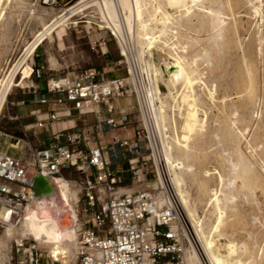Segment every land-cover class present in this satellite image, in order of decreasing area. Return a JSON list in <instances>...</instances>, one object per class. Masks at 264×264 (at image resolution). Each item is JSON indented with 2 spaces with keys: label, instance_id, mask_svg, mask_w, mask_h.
<instances>
[{
  "label": "bare ground",
  "instance_id": "6f19581e",
  "mask_svg": "<svg viewBox=\"0 0 264 264\" xmlns=\"http://www.w3.org/2000/svg\"><path fill=\"white\" fill-rule=\"evenodd\" d=\"M239 2L250 7L253 14L261 13L263 0H82L52 15L49 20L40 15L37 23L41 24V29L27 44L8 79H0L1 117L13 89L22 87L32 78L34 69L31 61L39 45L71 18L88 9L86 6L89 3L98 6L101 23L115 36L132 69L130 74L134 76L132 78L136 82L146 120L150 119L149 128L155 135L153 145L161 153L165 168L171 171L180 209L192 225L193 233L189 230L195 242L191 241V244H200V249L194 251L195 256L187 259L188 264H256L246 259L253 258V252H246L240 246L236 234L245 233L248 242L253 246L258 244L257 236L246 229L242 210L256 202L254 195L258 189L264 190L251 159L254 152L264 149L253 145V141L246 137L249 126L242 127L245 124L243 118L237 117L235 112L231 114L224 107L218 108L214 103L216 79L224 77L230 61L229 50L238 47V21L230 23L227 17L233 14ZM2 5H5L4 0H0V8ZM30 6L36 9L39 4L35 2ZM197 7L200 11L195 12ZM194 19L197 26L208 34L195 44L182 39L174 28L182 20L192 23ZM245 60L240 69L251 67L250 59ZM250 73L240 80L248 84L247 93L252 83ZM145 74L155 82L152 93L144 81ZM215 108L220 115L212 118ZM211 123L218 131L215 138L221 139L220 136L224 135L233 149L229 154H223L225 157L220 156L225 170H222L223 174L218 173L217 178L210 169L209 154L205 149L206 141L211 138ZM242 144L246 145V151ZM259 164L264 170L262 158ZM214 178L217 179L220 194L210 188ZM186 183L193 185L203 199L207 197L213 202V211L209 212V216L218 215L216 221L210 222V225L204 223L202 210L201 213L196 210L197 199L192 200L184 192L183 185ZM49 184L53 187L52 193L42 198L34 196L25 208L21 227L17 230L8 228V236L33 239L36 246L47 248L61 264H77L75 245L82 229L76 210L79 194L61 177L50 178ZM250 219L251 223L256 222L258 216L251 215ZM152 223V219L150 224L147 223L149 233L153 230ZM46 226H51L53 231L49 233ZM259 255L263 259L264 250ZM7 258H10L7 250L1 252L0 264H8Z\"/></svg>",
  "mask_w": 264,
  "mask_h": 264
},
{
  "label": "built area",
  "instance_id": "2783aa9c",
  "mask_svg": "<svg viewBox=\"0 0 264 264\" xmlns=\"http://www.w3.org/2000/svg\"><path fill=\"white\" fill-rule=\"evenodd\" d=\"M98 46L107 48V43L96 42L93 49ZM44 70L37 69L38 77ZM131 93L125 80H104L93 68L50 80L44 90L35 91L33 102L46 110L32 115L36 122L27 130L44 132L54 142L35 149L30 141L16 139L11 145L15 153L0 148V234L21 227L25 208L35 196L38 173L55 178L75 171L81 175L79 200L83 199L88 215L75 245L79 264H186L187 244L195 241L168 182L158 189L120 193L126 173L136 182L152 174L155 182L159 179L157 162L153 170L144 160L148 151L144 129L138 127L133 138L122 136L130 119L125 113L116 115L114 100ZM63 109L77 112L75 126L54 132L53 125L73 116L61 115ZM102 109L115 117L105 119ZM24 149L27 156L22 155ZM7 252L8 264H61L36 241L19 235L8 241Z\"/></svg>",
  "mask_w": 264,
  "mask_h": 264
},
{
  "label": "rangeland",
  "instance_id": "374dc122",
  "mask_svg": "<svg viewBox=\"0 0 264 264\" xmlns=\"http://www.w3.org/2000/svg\"><path fill=\"white\" fill-rule=\"evenodd\" d=\"M45 1L46 0H4L5 5H2V8H0L1 80L8 79L9 75L11 74L10 72H12L15 65L18 63L27 44L33 41L35 33L41 29V24L37 23V19L39 17L42 16L46 20H49L51 19L52 15L60 13L65 9H69L80 3L82 0H55L54 3L50 1L48 4H45ZM35 2H37L39 6L36 9H31L30 4ZM243 4V2H239L235 7L233 14L227 17L228 22L230 23L238 21V32L236 37L238 41V47L235 49L236 51L233 49L229 50L228 58L230 61L227 64L229 67L226 69V66L223 78L216 79L217 81L215 83L216 87L214 103L219 106L218 108L224 107L225 109L229 110L231 114L235 112L237 117L243 118V123L246 125L242 124V127L249 126L247 127L248 130L246 132V137L251 140V142L253 141V145H260L263 147L262 149H264V0L261 13L258 15L253 14V11L250 10L251 8ZM86 7L89 8L71 18L69 22L65 24V26L61 27L55 32L52 40L45 42L40 47L31 61V65L34 69L32 79L28 80L22 87L14 88L8 96L3 113L0 117V148L4 151L8 150L15 153L17 150L13 149L11 145L14 144L16 139H25L30 141L35 149H42L46 145L54 142L44 132H38L37 134H34L33 132L27 130V126L36 122L35 116L28 115L29 106L35 105L33 102V99L36 95L35 91H39L40 89L44 90L48 81L50 80H58L67 76L71 77L80 71L93 68L98 71L100 78H103L104 80H125V83L131 89L132 93L128 96L114 100V103L117 107L116 115L125 113L130 119V125L126 130V133H122V136L133 138L134 131L138 127L144 129L146 135L145 143L148 149L147 153L144 154V160L149 162V165L152 166L153 170H155L154 162H157L158 165L159 179L156 182L154 181L155 179L153 174L148 177L146 181L136 182L131 179L129 173H126V183L124 184V188L130 189V191L140 189L148 190L149 188L158 189L161 185L163 187L167 186L168 182L175 199H177L170 177L171 171H168V169L165 168L164 164L162 163L161 153L156 147H154L155 135L152 129L149 128L150 119L148 118V120H146L144 107L140 101L139 91L136 82L133 79L134 76L130 74L132 69L130 68L127 59L124 57V55H122L118 41L114 38L115 36L104 26V24L101 23V15L100 11L98 10V6H93V3H89ZM197 11H200L198 7L195 8V12ZM169 12L172 11L169 9ZM194 21L189 23L186 20H182L178 24L174 25V28L176 29L174 30L179 33V36H181L182 39L195 44L205 39L208 34L197 26V21ZM104 41L107 43L106 54L102 53V49L99 46L96 49H93L94 43L97 42L99 45V43H103ZM37 54L40 56L37 57ZM51 59H53L55 62L52 63ZM245 59H250V63L252 62L251 67H249V65L246 66L247 68L244 66L243 69H240L241 64H244L246 61ZM42 66L45 67V72L41 71V77H38L37 69H41ZM248 73H250L252 83L250 85V92L248 90L247 93L246 91L248 84L241 82L240 80L245 78V74ZM144 76V81L148 86L149 92L152 93L153 88L155 87V82L152 80V78L151 80L148 79L146 74ZM248 95H251L250 99ZM23 101L25 102L24 105L21 104ZM102 113L105 119H111L112 117H115L107 114L104 109H102ZM211 115L213 118L214 116L220 115V112L217 108H215ZM69 119L75 120L76 115H73ZM64 120L68 119L65 118L62 121ZM90 121L91 124H94L96 120L94 117H90ZM72 123L73 125L75 124L73 121ZM210 127L211 138L206 141L205 149L209 154L208 164L210 169H212V173L217 178L218 173L222 172L221 174H223V171L225 170L223 169L224 166L221 160H219L221 158L220 156L225 157L223 154H229V152H232L233 149L230 146V142L225 138L224 135L220 136L221 139L215 138L218 132L215 124L211 123ZM52 130L54 132H58L60 131V126L53 125ZM104 138L108 139V136L106 135ZM242 147L244 151H246V145L242 144ZM80 148H83V146H80ZM22 152L23 156L28 155L25 149L22 150ZM150 154H152V156ZM249 157L251 156L249 155ZM261 158L264 160V150L254 152L253 156L251 157L257 174L260 176L259 179L261 184L264 186V170L259 164ZM122 166L125 170L129 169V165L126 162H124ZM178 173L180 174V177L183 178L179 170ZM63 176L66 181L73 184L75 191L77 190L80 196L79 198H82L80 188L77 184L81 181V175L75 171H68L65 172ZM216 178L210 182V188L212 191L214 190L220 194V187L218 186ZM169 179L171 182H169ZM183 186L184 192L187 196H191V199L193 198L192 200L194 201L197 199V202L195 201L196 210L199 213H201L202 210V219L204 220V223L210 225L212 222L216 221L218 215L209 216V212L213 211V202L206 199L207 197H204L203 199V197L199 195L197 189L193 185L191 186L190 183H186ZM239 189L240 187L238 185V190ZM263 191V189H258L254 195V200L256 202L252 205H246L242 210L244 216H242V218H246L244 219V222L247 224L246 229L257 236L258 244L253 246V244L248 242L245 233L241 232L236 234V239L240 246L242 248L244 247L243 249L246 252H253V258H249L247 256L248 258L246 259L251 262L255 261L256 264H264V258H259L261 250H264ZM178 201L179 200L177 199V202ZM78 202H80V200ZM78 204L76 205V210L81 226L88 215H86L84 212L85 204L83 199ZM251 215L258 216V220L253 222L254 224L251 223ZM185 217L186 216H184V218ZM185 220L187 222L188 228L191 229L193 233V228L191 227L192 225L188 221L187 217ZM148 224H150V220L148 221ZM240 229H243L242 225H240ZM12 238L13 237L8 236V229L6 230L5 235L3 233L0 234V255L1 252L7 250L8 241ZM196 243L197 246L194 244H191V246L187 244L185 258L187 264V259L191 256L194 257L195 252L200 249V244L198 242ZM249 246H252L254 249H251L252 247ZM37 247L40 248L38 245ZM41 249L48 251L47 248ZM254 252L257 253L258 256ZM77 264H79L78 261Z\"/></svg>",
  "mask_w": 264,
  "mask_h": 264
},
{
  "label": "crops",
  "instance_id": "0c3cea01",
  "mask_svg": "<svg viewBox=\"0 0 264 264\" xmlns=\"http://www.w3.org/2000/svg\"><path fill=\"white\" fill-rule=\"evenodd\" d=\"M67 26V25H66ZM56 32V31H55ZM55 32L53 33V35L55 34ZM53 35H52V37L50 38H48L45 42H47V41H49V40H52L53 39ZM44 42V43H45ZM43 43V44H44ZM43 44H41V45H39V47H41ZM39 47L37 48V50H36V52L38 51V49H39ZM106 48H102V53L103 54H106L107 53V49L105 50ZM36 54V53H35ZM123 55V54H122ZM35 56V55H34ZM40 55L39 54H37V57H39ZM51 61H52V63H54L55 61H53V59H51ZM45 72V71H44ZM34 74V73H33ZM33 77V76H32ZM32 79V78H31ZM30 79V80H31ZM31 82V81H30ZM26 84V83H25ZM35 104V103H34ZM4 110V109H3ZM46 109L44 108V107H42V106H40V105H38V104H35V105H33V106H29V114L28 115H37L38 113H39V111L41 112V111H45ZM3 113V112H2ZM61 115H77V112L76 111H74V110H72V109H63V110H61ZM2 115V114H1ZM66 119H68V120H64V121H62L61 123H59V124H56L55 126H60V129H73L74 128V126H75V124L73 125V123H72V121L73 120H70L69 118H66ZM74 122V121H73ZM75 123V122H74ZM73 125V126H72ZM63 180H64V178L63 177H61ZM66 181V180H65ZM66 182H68V181H66ZM69 184H71L70 182H68ZM71 185H73V184H71ZM120 192H122V194L123 193H130V192H132V190L130 191V189H126V188H121V190H120Z\"/></svg>",
  "mask_w": 264,
  "mask_h": 264
},
{
  "label": "water",
  "instance_id": "95a60500",
  "mask_svg": "<svg viewBox=\"0 0 264 264\" xmlns=\"http://www.w3.org/2000/svg\"><path fill=\"white\" fill-rule=\"evenodd\" d=\"M50 178L53 177H44L38 173L34 184V193L36 198H42L52 193L53 187L49 184Z\"/></svg>",
  "mask_w": 264,
  "mask_h": 264
},
{
  "label": "clouds",
  "instance_id": "9594fccd",
  "mask_svg": "<svg viewBox=\"0 0 264 264\" xmlns=\"http://www.w3.org/2000/svg\"><path fill=\"white\" fill-rule=\"evenodd\" d=\"M28 227H29V230H31V229H30V225H29ZM46 230H47L49 233H51V232L53 231V229H52L51 226H46Z\"/></svg>",
  "mask_w": 264,
  "mask_h": 264
},
{
  "label": "snow or ice",
  "instance_id": "6c2138e0",
  "mask_svg": "<svg viewBox=\"0 0 264 264\" xmlns=\"http://www.w3.org/2000/svg\"><path fill=\"white\" fill-rule=\"evenodd\" d=\"M56 239H58V237Z\"/></svg>",
  "mask_w": 264,
  "mask_h": 264
},
{
  "label": "trees",
  "instance_id": "16d2710c",
  "mask_svg": "<svg viewBox=\"0 0 264 264\" xmlns=\"http://www.w3.org/2000/svg\"><path fill=\"white\" fill-rule=\"evenodd\" d=\"M39 49H40V47H39ZM39 49H38V50H39Z\"/></svg>",
  "mask_w": 264,
  "mask_h": 264
}]
</instances>
